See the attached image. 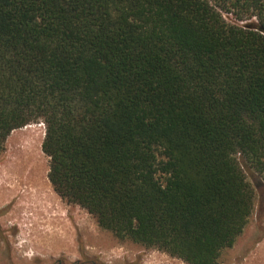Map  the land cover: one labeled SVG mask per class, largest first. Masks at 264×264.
Instances as JSON below:
<instances>
[{"label":"trees","instance_id":"obj_1","mask_svg":"<svg viewBox=\"0 0 264 264\" xmlns=\"http://www.w3.org/2000/svg\"><path fill=\"white\" fill-rule=\"evenodd\" d=\"M38 120L61 198L217 264L253 210L239 159L264 173V0H0V153Z\"/></svg>","mask_w":264,"mask_h":264},{"label":"rangeland","instance_id":"obj_2","mask_svg":"<svg viewBox=\"0 0 264 264\" xmlns=\"http://www.w3.org/2000/svg\"><path fill=\"white\" fill-rule=\"evenodd\" d=\"M222 13L228 22L236 21L232 12ZM44 133L41 120L13 129L0 153V185L5 186L0 188V264H187L155 247L119 239L85 208L61 198L48 179L49 157L41 148ZM27 137L35 142L36 169L24 180L15 168V148ZM239 162L254 188L253 210L233 245L221 250L217 264H264V173L241 158ZM13 186L17 193L10 195ZM18 200L25 206L14 212Z\"/></svg>","mask_w":264,"mask_h":264},{"label":"bare ground","instance_id":"obj_3","mask_svg":"<svg viewBox=\"0 0 264 264\" xmlns=\"http://www.w3.org/2000/svg\"><path fill=\"white\" fill-rule=\"evenodd\" d=\"M26 128V127H25ZM27 136V135H26ZM25 141H21L20 140V143L19 145L15 148V150L18 152L17 153V157H16V164H15V168H16V171L24 178V180L26 179H29L30 178V175H32V173H34V169H36V162H35V142L32 140V139H29V137L27 138H24ZM34 161V162H33ZM12 163V162H11ZM10 164V163H9ZM8 167V166H7ZM9 168V167H8ZM7 172V171H6ZM9 175V174H8ZM11 175V174H10ZM36 175V174H35ZM6 177V176H5ZM9 178V177H8ZM22 178V179H23ZM40 179V178H39ZM34 180V179H33ZM32 180V181H33ZM36 180V179H35ZM34 180V181H35ZM41 181V180H40ZM4 182V181H3ZM2 182V183H3ZM29 182V181H28ZM37 182V180H36ZM8 183V182H7ZM6 183V184H7ZM35 183V182H34ZM33 183V184H34ZM22 184V183H21ZM39 184V183H38ZM41 184V183H40ZM9 185V184H8ZM16 185V183H15ZM31 186V185H30ZM38 186V185H36ZM42 186V185H41ZM1 187H5V186H1L0 185V188ZM20 187V186H19ZM18 187H11L9 188V190L7 191L8 194L10 195H14V193L16 192ZM40 188V186H39ZM2 189V188H1ZM41 189V188H40ZM38 190V189H37ZM36 190V191H37ZM43 190V189H42ZM24 191V190H23ZM25 191H26V188H25ZM34 191V189H33ZM30 192V191H29ZM35 192V191H34ZM40 192V191H39ZM43 192V191H42ZM17 193V192H16ZM37 193V192H36ZM35 193V194H36ZM1 194V193H0ZM21 193H18V196H20ZM39 194V193H38ZM42 194V193H41ZM41 194H40V197H41ZM47 194V193H45ZM44 194V195H45ZM9 196V195H8ZM31 196V195H30ZM35 196V195H34ZM33 196V198H34ZM15 197V196H14ZM39 198V197H38ZM46 198V197H45ZM48 198V196H47ZM34 200V199H33ZM36 200V199H35ZM43 200V199H41ZM39 201V200H38ZM45 202V201H44ZM27 203V202H26ZM38 203V202H37ZM38 205V204H37ZM46 205V204H45ZM25 206L21 200H18L14 206V212L19 210L21 207ZM41 207V206H40ZM39 207V208H40ZM40 210V209H39ZM19 220V218L17 219ZM17 222V221H16ZM19 224L21 225V227H23V221H18ZM17 224V225H19ZM61 228V227H60ZM47 231V230H46ZM50 233V232H49ZM43 234H47V233H43ZM47 236V235H46ZM51 235H49L50 237ZM53 237V236H51ZM48 239V238H47ZM59 240V239H58ZM48 241V240H46ZM60 242V241H59Z\"/></svg>","mask_w":264,"mask_h":264},{"label":"water","instance_id":"obj_4","mask_svg":"<svg viewBox=\"0 0 264 264\" xmlns=\"http://www.w3.org/2000/svg\"><path fill=\"white\" fill-rule=\"evenodd\" d=\"M245 27H247V28H254V24L252 22H248V23H246ZM256 29L257 30H261L260 27H257Z\"/></svg>","mask_w":264,"mask_h":264}]
</instances>
